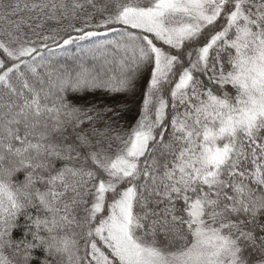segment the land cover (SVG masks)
Returning a JSON list of instances; mask_svg holds the SVG:
<instances>
[{"label":"snow or ice","instance_id":"obj_1","mask_svg":"<svg viewBox=\"0 0 264 264\" xmlns=\"http://www.w3.org/2000/svg\"><path fill=\"white\" fill-rule=\"evenodd\" d=\"M0 264H264V0H0Z\"/></svg>","mask_w":264,"mask_h":264},{"label":"trees","instance_id":"obj_2","mask_svg":"<svg viewBox=\"0 0 264 264\" xmlns=\"http://www.w3.org/2000/svg\"><path fill=\"white\" fill-rule=\"evenodd\" d=\"M33 38L35 39L36 37L33 36ZM94 39L103 40V39H105V37H99V38H94ZM38 43H39V41H38ZM48 43L53 48L56 47V45L54 43H52V41H48ZM92 43H93V41H85V42H82L80 46H77L74 44V45L69 47V50L67 52L58 51V56H59L60 60L66 62L69 65L78 63L81 60H83L86 64H89V65L102 64L103 63V57L100 53L96 54V56L98 57L97 59H93L92 54L87 51V48L91 47ZM44 51L47 54V50H44ZM95 99L98 102H101L102 104L103 103L115 104L117 101L122 102L124 100L123 97L111 98V97H108L106 94L99 93V92L95 94ZM138 104H139L138 100L133 103V105H132L133 113L138 112Z\"/></svg>","mask_w":264,"mask_h":264}]
</instances>
